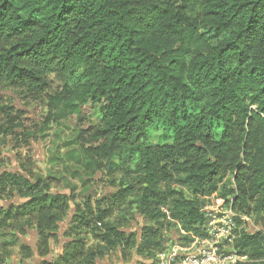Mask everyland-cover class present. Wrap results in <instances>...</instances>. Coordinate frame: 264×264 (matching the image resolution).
I'll list each match as a JSON object with an SVG mask.
<instances>
[{"label":"trees","instance_id":"16d2710c","mask_svg":"<svg viewBox=\"0 0 264 264\" xmlns=\"http://www.w3.org/2000/svg\"><path fill=\"white\" fill-rule=\"evenodd\" d=\"M1 83L74 125L85 169L134 175L113 199L132 197L150 223L138 253L160 247L162 209L199 234L203 200L215 198L259 216L262 229L241 233L235 250L247 258L237 264H264V0H0ZM50 189L0 175V198L23 200L0 206V240L33 228L47 256L67 209ZM105 202L88 200L90 218H74L94 235L101 227L100 252L73 240L46 264H96L104 251L135 247L106 223ZM6 257L0 246V264Z\"/></svg>","mask_w":264,"mask_h":264},{"label":"rangeland","instance_id":"374dc122","mask_svg":"<svg viewBox=\"0 0 264 264\" xmlns=\"http://www.w3.org/2000/svg\"><path fill=\"white\" fill-rule=\"evenodd\" d=\"M73 126L69 122L53 120L48 113L46 100H35L25 90L0 84V175L10 173L39 178L43 183L50 184V194L63 196L67 201L65 215L56 225L54 238L48 241L47 256H40L36 232L30 228L26 235H17L15 243L10 238L0 240V246L7 253L5 264L49 263L73 240L83 241L93 253L100 252V247L103 246L95 236L102 233L101 227L97 228L94 235L90 229L74 221L77 213L90 218L85 207L88 200L93 209L96 200L106 201L104 207L112 210L106 223L116 227L125 235V239L135 242L133 248L118 246L113 251H104L96 264H148L166 238L185 239L188 236V232L170 219L169 207H166L161 211L165 217L161 218L162 225L159 228L160 247L150 255L138 253L136 249L141 245L143 229L150 226V223L139 214L132 197L117 203L113 199L126 185L133 183L134 175L108 173L104 169H85L77 162V132ZM171 187L182 192L185 198L191 199L190 194L180 186L171 183ZM216 200L218 199H204V207L210 210L211 207L217 208ZM22 202L18 196L12 197L10 194L0 198V206L4 207ZM249 213L250 215L239 214L241 218L237 219V225L244 234L262 229L259 216L250 211ZM22 247L29 249V257Z\"/></svg>","mask_w":264,"mask_h":264},{"label":"built area","instance_id":"2783aa9c","mask_svg":"<svg viewBox=\"0 0 264 264\" xmlns=\"http://www.w3.org/2000/svg\"><path fill=\"white\" fill-rule=\"evenodd\" d=\"M216 203L217 208L203 209L204 221L199 234L188 232L185 239L166 238L154 264L245 263L247 258L235 250L241 236L237 225L241 216L235 214L230 206L225 207L222 200L218 199Z\"/></svg>","mask_w":264,"mask_h":264}]
</instances>
